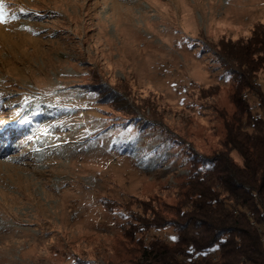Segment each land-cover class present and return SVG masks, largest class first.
<instances>
[{"label":"rangeland","instance_id":"374dc122","mask_svg":"<svg viewBox=\"0 0 264 264\" xmlns=\"http://www.w3.org/2000/svg\"><path fill=\"white\" fill-rule=\"evenodd\" d=\"M5 11L0 131L18 115L30 128L8 129L0 152V264H135L153 239L174 244L170 225L139 231L142 202L179 205L195 165L221 149L240 84L222 59L261 38L264 0H5ZM255 81L264 92V68Z\"/></svg>","mask_w":264,"mask_h":264},{"label":"trees","instance_id":"16d2710c","mask_svg":"<svg viewBox=\"0 0 264 264\" xmlns=\"http://www.w3.org/2000/svg\"><path fill=\"white\" fill-rule=\"evenodd\" d=\"M262 33L246 46L236 43L227 59L218 54L240 78L233 93L236 111L224 121L225 140L202 158L203 169L195 165L179 205L142 202L151 216L138 219L139 231L170 225L175 243L153 239L135 264H264V92L255 81L264 68ZM246 89L254 92L260 111L252 109Z\"/></svg>","mask_w":264,"mask_h":264},{"label":"snow or ice","instance_id":"6c2138e0","mask_svg":"<svg viewBox=\"0 0 264 264\" xmlns=\"http://www.w3.org/2000/svg\"><path fill=\"white\" fill-rule=\"evenodd\" d=\"M13 18L15 19L16 17L13 16ZM8 19H7V13L5 11V0H0V24L3 23H7ZM173 239H175L173 237Z\"/></svg>","mask_w":264,"mask_h":264},{"label":"built area","instance_id":"2783aa9c","mask_svg":"<svg viewBox=\"0 0 264 264\" xmlns=\"http://www.w3.org/2000/svg\"><path fill=\"white\" fill-rule=\"evenodd\" d=\"M261 231L264 233V229H261Z\"/></svg>","mask_w":264,"mask_h":264},{"label":"bare ground","instance_id":"6f19581e","mask_svg":"<svg viewBox=\"0 0 264 264\" xmlns=\"http://www.w3.org/2000/svg\"><path fill=\"white\" fill-rule=\"evenodd\" d=\"M261 230V229H260Z\"/></svg>","mask_w":264,"mask_h":264}]
</instances>
